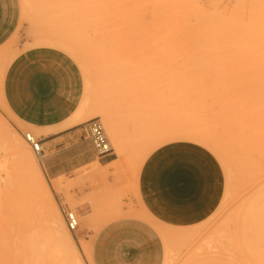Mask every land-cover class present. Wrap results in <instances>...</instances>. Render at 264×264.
<instances>
[{"label":"rangeland","instance_id":"obj_1","mask_svg":"<svg viewBox=\"0 0 264 264\" xmlns=\"http://www.w3.org/2000/svg\"><path fill=\"white\" fill-rule=\"evenodd\" d=\"M0 1L11 10L12 18V31L0 48V71L15 53L28 47H50L65 54L80 74L79 101L86 92L85 83H89L86 116L80 122L84 125L89 119H99L110 145V151L99 160L101 166L94 167L95 159L60 176L55 190L23 138L25 132L34 137L39 133L16 121L0 99V118L12 129V134L0 130V160L5 161L9 175V182L0 181V211L13 219V225L22 227L24 215L14 213L12 208L21 201L29 202L40 220V232L48 235L45 218L54 211L82 264H89L80 239L95 234L100 223L102 227L110 219L131 216L145 221L155 231L162 249L161 264H256L241 263L240 258L245 260L249 254L239 251L238 236H226L235 230L238 233L231 215L237 209L245 211L252 197L264 187V161L262 167L241 169L226 167L222 157L224 149L233 155L241 144L237 138L228 140L230 130L239 126L247 129L255 121L264 127V94L257 107L247 100L248 104L239 108L238 120L217 114L218 107L212 101L202 108L178 109L166 100L178 102L180 91L195 90L197 81L206 82L212 77L210 72H219L221 81L233 87V78L237 77L242 93L255 80V91L261 92L258 82L264 78V51L256 52L254 58L223 57L217 68L206 67L208 72L200 70L199 74L189 66L192 58L187 53L185 31L177 26L167 28L170 32L166 33L150 21L149 5L144 7L151 0ZM232 1L221 0L218 10L231 7ZM194 2L204 9L205 0ZM199 12L193 14V20ZM58 30L74 35L84 65L63 49L35 40L36 36ZM256 45L259 48L260 44ZM136 47L143 50L141 55L132 53ZM163 48L170 53L153 51ZM199 97L202 101L210 98ZM99 108L109 111L116 125L113 131ZM255 131L259 135L260 130ZM249 134L246 137L252 136ZM17 140L32 156L28 165L13 149ZM256 149L264 152V136L257 138ZM37 174L46 183L50 199L39 193ZM65 212L76 217L73 230L66 227ZM249 228L246 226L248 238L254 233L250 225ZM6 236L11 239L9 234ZM209 238L212 251L203 244ZM252 245L249 243L247 248ZM196 248L198 257L190 259ZM4 260L0 264H6Z\"/></svg>","mask_w":264,"mask_h":264},{"label":"bare ground","instance_id":"obj_2","mask_svg":"<svg viewBox=\"0 0 264 264\" xmlns=\"http://www.w3.org/2000/svg\"><path fill=\"white\" fill-rule=\"evenodd\" d=\"M220 1L205 0L206 4L202 7L204 9H201L196 6L194 0H151L152 3H147L144 8L149 5V11L152 13L150 21L161 26L164 29L163 32H170L167 31V28L177 26H180L185 31L188 38L187 53L192 58L189 66L192 71L201 74L200 70H203L204 73L208 72L206 67L217 68L223 57L244 56L254 58L256 52L264 51V0H233L231 2L232 5H230L231 7L218 10L217 7ZM197 10H200V12L196 14L193 20L192 16ZM99 25L102 26L100 20ZM70 34L66 31H52L45 35L36 36L35 40L63 49L80 65H84L85 59L82 55V50L76 43L74 35ZM257 43L260 44L259 48L256 45ZM142 51L141 48L136 47L132 50V53L134 55H141ZM153 51L170 53L167 48L154 49ZM5 67L6 65L2 66L0 77L3 76ZM209 74L212 77L206 82L199 80L195 83V90L180 91L181 97H179L178 102L173 101L171 103L168 99L166 103L178 109H193L202 108L208 101H212L218 107L216 110L217 114L221 112L226 118L233 117L236 120L240 117L239 108H243L245 104H248L247 100L252 101L256 107L261 105V96L264 94V78L258 82L261 92L255 91V80H251L248 83L246 91L242 93L237 77L233 78L235 85L233 87L228 85L229 82L226 83L225 80L221 81L222 78L219 72H210ZM88 87L89 83L86 82V92L73 114L60 125L54 126L51 129L76 124L85 118V111L88 106ZM228 89L233 90L228 92ZM200 95H206L207 99L208 96L210 98L202 101L199 97ZM242 96L243 99L241 98ZM0 99L6 108L1 90ZM202 110L205 111V108ZM98 111L102 115V119L108 121L109 128L113 131L116 125L110 117L109 111L106 108H99ZM244 128L246 129V127L239 126L233 128L228 133V140L237 138L240 139L241 144L238 151L233 155L227 153V148L224 149L226 152L223 154L222 163L226 167H240L241 169L243 167H262L264 152L256 149V145L257 138L264 136V127L262 124L258 125V122L255 121L254 126L250 125L246 130ZM0 130L12 134L9 124L2 118H0ZM255 130H260L259 135ZM249 132L252 133L249 134ZM186 133L188 132L186 131ZM24 134H28L32 139L39 140L38 137H34L29 132H25ZM247 134L252 136L246 137ZM26 143L29 145L27 141ZM13 149L23 162H26L27 165L30 164L32 156L20 140L13 143ZM34 155L39 161V156L35 153ZM28 169L30 170L29 167ZM31 169L33 172L36 171L34 165L31 166ZM1 173H4V175ZM35 178L39 193L50 199L43 178L38 174L35 175ZM2 180L9 182V175L4 160H0V181ZM51 183L52 187L58 190V182L52 180ZM12 210L14 213L24 215L21 217L24 224L22 222V227L17 224L14 226L13 224L15 223L11 222L13 219H10L7 215H4V212L0 211V243H2L0 261L5 259L6 264H82L68 232L63 228L59 217L54 211L49 212L45 218L48 235H44L40 232V220L35 216L34 207L29 202L21 201ZM65 214L74 215L72 212H65ZM19 219L17 217V222ZM230 220L236 223L238 233L235 230L233 234L226 236V239L230 236H233V238L238 236L239 251L241 254H249V256L245 257V260L242 257L240 258V260L242 259L241 263L253 261L256 264H264V187L252 197L245 211L243 208L237 209L231 215ZM65 224L68 230L75 228L69 229L66 219ZM102 224L100 223V225ZM248 224L254 231L249 238L246 237V226L249 228ZM100 225L96 228V232L101 227ZM6 233L11 236V239H6ZM235 233L237 234L235 235ZM210 241L211 239L209 238L203 244H206L205 249L212 251L213 246L209 243ZM235 242L237 245L236 238ZM249 243L253 244L251 249L247 248ZM79 244L88 263L92 264L90 242L80 239ZM194 251L193 256L192 254L190 255V259L198 257L199 248H196ZM212 258L214 257L212 256ZM213 260L216 261L215 258ZM224 264L226 263L224 262Z\"/></svg>","mask_w":264,"mask_h":264},{"label":"crops","instance_id":"obj_3","mask_svg":"<svg viewBox=\"0 0 264 264\" xmlns=\"http://www.w3.org/2000/svg\"><path fill=\"white\" fill-rule=\"evenodd\" d=\"M11 31V10L0 1V48ZM0 90L12 117L39 133L38 163L51 187L52 180L58 182L60 176L95 159L94 167L101 166L103 155L96 154L85 124L51 129L73 114L82 94L79 71L65 54L44 46L15 53L0 77ZM82 239L90 242L92 264H161L162 249L155 231L135 217L110 219Z\"/></svg>","mask_w":264,"mask_h":264},{"label":"built area","instance_id":"obj_4","mask_svg":"<svg viewBox=\"0 0 264 264\" xmlns=\"http://www.w3.org/2000/svg\"><path fill=\"white\" fill-rule=\"evenodd\" d=\"M85 128L96 154L105 155L108 153L110 151V145L98 119L92 118L87 120L85 122ZM23 138L29 143L32 151L37 156H40L41 147L39 140L34 138L32 139L28 134H23ZM65 219L68 223L69 229H72L76 226L77 221L75 220L74 215L72 216L70 214H65Z\"/></svg>","mask_w":264,"mask_h":264}]
</instances>
